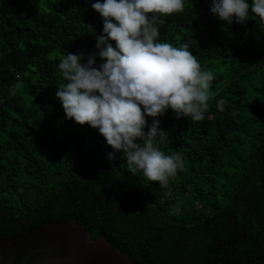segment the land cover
Instances as JSON below:
<instances>
[{"label":"trees","instance_id":"16d2710c","mask_svg":"<svg viewBox=\"0 0 264 264\" xmlns=\"http://www.w3.org/2000/svg\"><path fill=\"white\" fill-rule=\"evenodd\" d=\"M94 2L0 0V239L76 220L133 264H264V22L228 24L211 0L165 17L160 37L188 42L215 79L203 120L157 117L170 133L160 150L183 161L161 186L128 172L122 152L109 160L105 138L55 96L67 52L96 51Z\"/></svg>","mask_w":264,"mask_h":264},{"label":"clouds","instance_id":"9594fccd","mask_svg":"<svg viewBox=\"0 0 264 264\" xmlns=\"http://www.w3.org/2000/svg\"><path fill=\"white\" fill-rule=\"evenodd\" d=\"M185 2L96 0L91 8L103 19L102 31L97 35L92 25H86L96 51L67 52L58 63L66 83L55 96L65 117L97 129L112 148L109 160L122 152L128 172L142 171L161 186L169 183L183 161L179 153L160 150L158 145L166 143L170 133L159 127L157 117L171 109L178 119L203 120L215 79L211 70L202 68L188 42L174 46L160 37L165 17L183 12ZM210 11L228 24L234 19L243 24L253 15L264 22V0H211ZM227 103L221 97L216 106L223 110ZM147 117L153 118L150 125Z\"/></svg>","mask_w":264,"mask_h":264},{"label":"water","instance_id":"95a60500","mask_svg":"<svg viewBox=\"0 0 264 264\" xmlns=\"http://www.w3.org/2000/svg\"><path fill=\"white\" fill-rule=\"evenodd\" d=\"M0 264H133L104 238L94 240L76 220L46 221L0 239Z\"/></svg>","mask_w":264,"mask_h":264}]
</instances>
